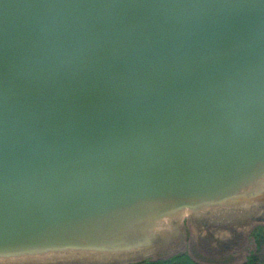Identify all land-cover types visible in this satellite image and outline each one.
Masks as SVG:
<instances>
[{"label":"water","instance_id":"95a60500","mask_svg":"<svg viewBox=\"0 0 264 264\" xmlns=\"http://www.w3.org/2000/svg\"><path fill=\"white\" fill-rule=\"evenodd\" d=\"M257 163L264 0H0V246Z\"/></svg>","mask_w":264,"mask_h":264},{"label":"bare ground","instance_id":"6f19581e","mask_svg":"<svg viewBox=\"0 0 264 264\" xmlns=\"http://www.w3.org/2000/svg\"><path fill=\"white\" fill-rule=\"evenodd\" d=\"M263 190L264 163H257L237 184L213 196L185 197L169 193L140 199L87 218L58 224L24 241L0 246V264L64 256L85 248L95 251V255L109 256L116 249L150 241L148 233L152 229H161L162 220L174 221L185 209L197 212L254 195L260 197Z\"/></svg>","mask_w":264,"mask_h":264},{"label":"rangeland","instance_id":"374dc122","mask_svg":"<svg viewBox=\"0 0 264 264\" xmlns=\"http://www.w3.org/2000/svg\"><path fill=\"white\" fill-rule=\"evenodd\" d=\"M161 224V229L148 233L150 241L116 249L109 256L95 255L91 249H78L64 256L4 264L128 263L181 252L189 253L201 264H239L256 250L250 232L257 224H264V190L260 197L254 195L223 206L197 212L185 209L174 221L164 219ZM258 252L264 260V247Z\"/></svg>","mask_w":264,"mask_h":264},{"label":"trees","instance_id":"16d2710c","mask_svg":"<svg viewBox=\"0 0 264 264\" xmlns=\"http://www.w3.org/2000/svg\"><path fill=\"white\" fill-rule=\"evenodd\" d=\"M251 235L256 239L258 246L264 244V226L257 225L252 231ZM58 264H86L78 262H67ZM111 264H201L195 261L187 252L175 253L165 258L151 259L145 258L135 262L128 263H111ZM239 264H264V260H261L258 254L252 252L247 259Z\"/></svg>","mask_w":264,"mask_h":264},{"label":"flooded vegetation","instance_id":"af4514ba","mask_svg":"<svg viewBox=\"0 0 264 264\" xmlns=\"http://www.w3.org/2000/svg\"><path fill=\"white\" fill-rule=\"evenodd\" d=\"M257 225H263V226H264V224H257ZM257 225H256V226H257ZM256 226H254V228H255ZM254 228H253V229H254ZM251 231H252V230H251ZM250 235H251V232H250ZM251 237L254 239V241H255V243H256V245H255L256 250L253 251V252L256 253V254H258L259 258L262 260V256H261V254H259L258 251H259L261 248L264 247V244H261L260 247H259L258 244H257L256 239H255L252 235H251ZM251 253H252V252H251ZM251 253H249V254L247 255V257H248ZM247 257H246V259H247ZM246 259H245V260H246ZM245 260H244V261H245ZM195 261H196V260H195ZM244 261H243V262H244Z\"/></svg>","mask_w":264,"mask_h":264}]
</instances>
